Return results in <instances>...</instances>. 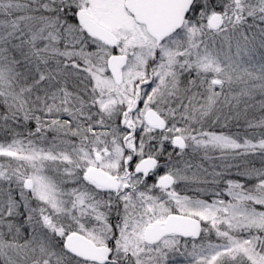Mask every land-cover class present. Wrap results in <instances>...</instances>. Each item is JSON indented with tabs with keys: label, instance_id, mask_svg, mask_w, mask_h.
Wrapping results in <instances>:
<instances>
[{
	"label": "snow or ice",
	"instance_id": "1",
	"mask_svg": "<svg viewBox=\"0 0 264 264\" xmlns=\"http://www.w3.org/2000/svg\"><path fill=\"white\" fill-rule=\"evenodd\" d=\"M0 264H264V0H0Z\"/></svg>",
	"mask_w": 264,
	"mask_h": 264
}]
</instances>
